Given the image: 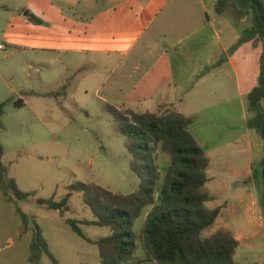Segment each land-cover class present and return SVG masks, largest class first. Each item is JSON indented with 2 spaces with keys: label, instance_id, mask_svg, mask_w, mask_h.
Instances as JSON below:
<instances>
[{
  "label": "crops",
  "instance_id": "0c3cea01",
  "mask_svg": "<svg viewBox=\"0 0 264 264\" xmlns=\"http://www.w3.org/2000/svg\"><path fill=\"white\" fill-rule=\"evenodd\" d=\"M101 1L107 3L101 5ZM171 1L0 0V44L4 45L0 51H9L0 56V62L34 52L52 55L68 71L91 64L93 70H100V90L113 104L146 112H178L194 122L198 115L224 106L212 122H224L227 130L213 132L219 140L211 147L202 132L192 133L194 122L189 131L209 156L208 206L221 208L209 234L220 228L230 229L239 243L236 258L240 247H264L259 242L264 236V215L258 183L264 142L247 125L252 115L246 100L258 85L263 46L255 38L237 47L241 30L249 28L242 27L245 17H237L231 26L227 22L230 37L226 38L224 30L214 29L219 20L212 15L223 17L230 8L237 15L234 4L230 2L219 14L216 8L220 0H195L189 3L187 26L196 29L199 42L195 40L197 46L183 53V57L189 55L188 60L181 59L176 68L168 51H160L146 72L134 80L132 72L142 59L157 51L160 36L168 29ZM27 12L42 23L31 22ZM255 48L257 59L251 60ZM217 50L226 54L227 60L221 63ZM234 112L240 115L233 120L230 114Z\"/></svg>",
  "mask_w": 264,
  "mask_h": 264
},
{
  "label": "rangeland",
  "instance_id": "374dc122",
  "mask_svg": "<svg viewBox=\"0 0 264 264\" xmlns=\"http://www.w3.org/2000/svg\"><path fill=\"white\" fill-rule=\"evenodd\" d=\"M106 3L101 1L100 4ZM189 3L196 1L170 2L166 19L168 29L160 36L157 51L142 59L139 67L132 72L134 80L146 72L160 51H168L176 68L181 59L188 60L189 55L183 57V53L197 46L195 40L199 42L194 33L196 29L187 26ZM212 16L219 20L214 29H222L226 38L230 37L227 22L230 26L234 20L237 22L236 13L230 8L223 17ZM251 26V17L247 15L242 20V27ZM256 50L251 52V60L257 59ZM6 53L9 51H0V56ZM216 56L222 63L224 53L217 50ZM53 58L52 55L30 52L19 59L0 62V104L7 102L0 118L3 124L0 128V144L3 147L0 163L6 169V174L0 170V264H32L29 261V246L34 223L41 227L59 264H100L98 247L92 241L108 236L110 230L79 224L84 237L72 230L67 219L91 220L95 216L84 202L82 192L71 187L78 183L95 184L126 195L135 193L142 184V179L131 168L132 157L125 145L126 138L118 131L108 110L111 105L122 106L113 104L112 99L100 90L103 83L100 70H93L91 64H83L76 71H68ZM110 72L109 68L106 74L110 75ZM20 99L24 106L16 107L15 102ZM237 107L239 109V104ZM139 109L135 111L146 112ZM223 109L224 106L212 108L198 115L195 122L193 120L192 133L202 132L209 147L219 140L213 132L219 130L222 134L227 130L224 122H212V118ZM238 115L240 112L230 114L233 120ZM157 156L163 176L171 158L160 148ZM259 174V191H264L260 167ZM10 178L15 179L21 191L35 192V197L27 201L18 200L8 187ZM69 192H72L70 210L64 215L36 203L39 198L54 197L59 201ZM149 210L145 209L136 220L133 230L137 234L141 233ZM21 212L28 217L27 225ZM204 236H210L209 230ZM259 242L264 245V236ZM137 244L136 255L145 258L142 244ZM235 262L264 264V247L255 250L240 247ZM38 264H53V261L45 254Z\"/></svg>",
  "mask_w": 264,
  "mask_h": 264
},
{
  "label": "trees",
  "instance_id": "16d2710c",
  "mask_svg": "<svg viewBox=\"0 0 264 264\" xmlns=\"http://www.w3.org/2000/svg\"><path fill=\"white\" fill-rule=\"evenodd\" d=\"M232 3L237 8L239 20L249 15L252 26L242 32L237 47L258 38L263 52L260 57L258 85L248 94L247 108L252 117L247 125L255 130L264 142V2L261 0H220L217 13ZM27 18L41 24L42 20L27 12ZM203 72L202 74H205ZM7 102L0 104V118ZM23 107L22 99L15 102ZM118 131L126 138V148L132 157L131 168L142 179L139 189L132 194L114 193L95 184L78 183L71 188L82 192L84 202L90 206L94 219H67V224L79 236L84 234L79 224L109 228L110 234L92 241L98 247L100 264H237L236 250L239 246L228 228H220L206 237L204 233L218 219L221 208L211 209L206 185L209 181V156L189 131L192 118L178 112H136L126 107L108 106ZM0 128L3 124L0 120ZM170 155L171 163L162 176L158 165V149ZM0 153L3 147L0 144ZM264 183V157L260 162ZM0 170L6 169L0 163ZM8 187L18 200H30L35 192H23L10 178ZM261 190V189H260ZM261 206L264 215V191ZM72 192L61 200L36 199V203L64 215L70 210ZM145 209H150L140 234L134 230L136 220ZM25 225L28 217L21 212ZM35 224L29 246V261L38 264L48 255L53 264H59L51 253L41 227ZM140 242L145 258L136 255ZM257 264V263H248Z\"/></svg>",
  "mask_w": 264,
  "mask_h": 264
},
{
  "label": "water",
  "instance_id": "95a60500",
  "mask_svg": "<svg viewBox=\"0 0 264 264\" xmlns=\"http://www.w3.org/2000/svg\"><path fill=\"white\" fill-rule=\"evenodd\" d=\"M223 60H227V56H226V54H224Z\"/></svg>",
  "mask_w": 264,
  "mask_h": 264
},
{
  "label": "built area",
  "instance_id": "2783aa9c",
  "mask_svg": "<svg viewBox=\"0 0 264 264\" xmlns=\"http://www.w3.org/2000/svg\"><path fill=\"white\" fill-rule=\"evenodd\" d=\"M0 49H4V45H1V44H0Z\"/></svg>",
  "mask_w": 264,
  "mask_h": 264
}]
</instances>
